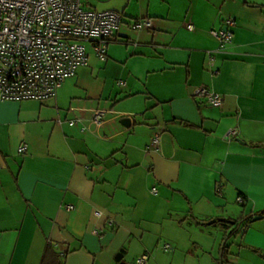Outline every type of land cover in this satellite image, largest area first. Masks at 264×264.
Returning <instances> with one entry per match:
<instances>
[{
    "label": "crops",
    "instance_id": "obj_1",
    "mask_svg": "<svg viewBox=\"0 0 264 264\" xmlns=\"http://www.w3.org/2000/svg\"><path fill=\"white\" fill-rule=\"evenodd\" d=\"M84 3L120 6L153 26L124 22L129 31L119 26L104 61L87 47V64L47 100L0 102V264H40L47 245L63 264H120L119 252L123 264L141 255L166 264L157 256L166 219L182 226L188 216L206 228L190 240L199 256L222 246L208 229L222 226L199 222L250 217L234 235L233 264H264V216L255 215L264 210V0ZM229 17L233 36L220 47L210 31ZM198 86L222 104L192 97ZM118 98L133 103L115 110ZM97 108L107 111L98 127ZM156 133L158 148L148 149Z\"/></svg>",
    "mask_w": 264,
    "mask_h": 264
},
{
    "label": "built area",
    "instance_id": "obj_2",
    "mask_svg": "<svg viewBox=\"0 0 264 264\" xmlns=\"http://www.w3.org/2000/svg\"><path fill=\"white\" fill-rule=\"evenodd\" d=\"M121 23L120 13L87 8L84 0H0V102L44 101L53 97L67 78L87 64V47L99 60L106 59L108 45L115 40ZM233 24L229 17L225 29L210 31L220 47L231 41L233 33L228 27ZM152 26L150 17H138L129 24L134 31ZM208 55L212 63L211 53ZM123 84L118 81V85ZM191 95L203 98L212 107L223 102L220 93L203 86L193 88ZM106 112L102 108L91 110V123L102 125ZM77 121L70 120L69 124ZM86 128L81 126L82 131ZM228 134L234 135L236 131L229 130ZM147 148H158L157 133ZM24 151L25 146L18 149L19 153ZM237 201L242 202V198ZM145 260L146 256L141 255L136 263L144 264Z\"/></svg>",
    "mask_w": 264,
    "mask_h": 264
},
{
    "label": "rangeland",
    "instance_id": "obj_3",
    "mask_svg": "<svg viewBox=\"0 0 264 264\" xmlns=\"http://www.w3.org/2000/svg\"><path fill=\"white\" fill-rule=\"evenodd\" d=\"M115 1L118 2L119 4L121 2V0H115ZM121 8L122 7L120 6L119 7L116 6V8L114 9L116 10V12L118 11V13L121 14L120 12ZM121 15H123V17H122V23L120 24V28H122V30L129 31L127 27L125 26L124 22H129L131 18L125 12L124 14H121ZM118 94L119 96L124 95V93L122 92H119ZM108 103L110 106V104L113 103V100H110ZM132 103H133V100H126V99L118 98L116 102L113 104V109L118 110L125 105H128V104L132 105ZM137 104L138 103L135 102V107L137 106ZM132 116L138 123L141 122V120L143 119V116L137 113H131L130 117ZM117 121L118 123H120V118H118ZM177 200L179 201V199ZM171 204H173V202ZM175 207H176V204H175ZM174 212L175 213L173 214V216L178 214L177 211H174ZM177 216L179 217L180 215H177ZM168 219L169 218L166 219V235H165L166 237L164 236L160 237L161 238L160 246L162 245L163 248L160 247L157 249V252L159 255H157L155 252V255L158 256V259H161V260L165 259L166 264H187L189 262H197V261H202V260L208 261V260H213V259H215L216 261L224 260L225 264H233L234 259H235L234 256H235V253L237 252V248L234 245L235 243H237L238 237L231 236L225 240L226 246L231 247L230 254L227 253L222 256L221 247H220V250H219L220 253L217 252L218 251L217 248L216 249L214 248L212 253H204V255L201 254V256H199L200 254H198V252L196 251L195 252L192 251V253H188V249L191 247L190 240L192 239L199 240V238L202 237L201 232L203 231V229H206L204 228L205 226H202L203 228H201V226H198L190 218V216H188V218L185 219L184 224L182 226H179L177 224H172V222H170V220ZM178 222L179 220L176 223ZM208 229H210L213 232V234L211 235L212 241H215L217 239L218 244H220L223 237L226 234L225 230H222L220 227H213V229L212 228H208ZM166 244L169 246V248L165 249L164 245ZM128 262L130 264H134L132 263L131 259H129Z\"/></svg>",
    "mask_w": 264,
    "mask_h": 264
},
{
    "label": "trees",
    "instance_id": "obj_4",
    "mask_svg": "<svg viewBox=\"0 0 264 264\" xmlns=\"http://www.w3.org/2000/svg\"><path fill=\"white\" fill-rule=\"evenodd\" d=\"M113 42V41H112ZM243 200V199H242ZM258 217H263L264 216V210L259 211L256 213ZM250 222V217H244L241 219H227V220H219L216 219L212 223L210 221H201L199 224L202 225H214V224H219L222 226V229L225 230L226 234L222 239V246H221V253L222 256L228 253L227 247L226 246V239L229 237H233L236 233L239 231H244L245 228L248 226ZM122 257H123V252H119L116 255V260L120 262V264H123L122 262ZM40 264H63V260L61 258V255L59 252H57L51 245H47Z\"/></svg>",
    "mask_w": 264,
    "mask_h": 264
},
{
    "label": "water",
    "instance_id": "obj_5",
    "mask_svg": "<svg viewBox=\"0 0 264 264\" xmlns=\"http://www.w3.org/2000/svg\"><path fill=\"white\" fill-rule=\"evenodd\" d=\"M226 27H224L223 29H225ZM120 123L122 124V125H125V126H128L129 125V123H130V120H129V118H127V117H124V118H122L121 120H120ZM214 220H212V221H210V222H213Z\"/></svg>",
    "mask_w": 264,
    "mask_h": 264
}]
</instances>
